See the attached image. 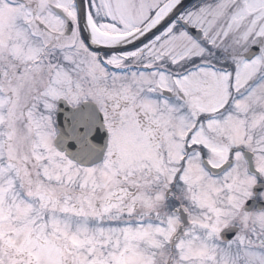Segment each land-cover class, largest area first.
Instances as JSON below:
<instances>
[{"label":"snow or ice","instance_id":"snow-or-ice-1","mask_svg":"<svg viewBox=\"0 0 264 264\" xmlns=\"http://www.w3.org/2000/svg\"><path fill=\"white\" fill-rule=\"evenodd\" d=\"M0 264H264V0H0Z\"/></svg>","mask_w":264,"mask_h":264}]
</instances>
